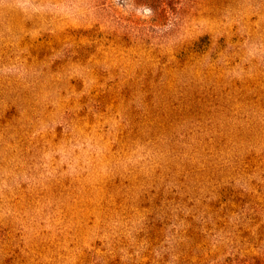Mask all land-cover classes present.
<instances>
[{"label": "rangeland", "instance_id": "rangeland-1", "mask_svg": "<svg viewBox=\"0 0 264 264\" xmlns=\"http://www.w3.org/2000/svg\"><path fill=\"white\" fill-rule=\"evenodd\" d=\"M0 264H264V0H0Z\"/></svg>", "mask_w": 264, "mask_h": 264}]
</instances>
